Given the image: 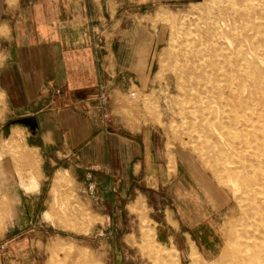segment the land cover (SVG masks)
<instances>
[{"label": "rangeland", "instance_id": "rangeland-1", "mask_svg": "<svg viewBox=\"0 0 264 264\" xmlns=\"http://www.w3.org/2000/svg\"><path fill=\"white\" fill-rule=\"evenodd\" d=\"M218 1L130 6L133 10L119 6L117 21L106 26L110 29L99 40L101 45L112 41L115 45L117 35L127 30L136 40L145 41V50H149L135 57L137 71L119 73L112 90L98 103L111 132L154 134L156 147H160L161 186L166 190L162 201L171 211L169 217H175L172 203L179 195L181 180L192 184V178L176 173L177 157L194 158L206 179L229 192L232 206L214 222L220 246L213 258H205L195 246L188 254L181 243L177 248L159 238L158 218L166 211L160 213L152 206L151 201H157L152 181L137 175L131 182L128 166L113 163L111 157L103 164H85L76 150L68 156L60 149L38 148L30 124L24 123L35 119L15 113L0 89V141L8 143L12 128L19 127L25 137L23 149L32 152L38 162H25L20 150L1 158L0 264H227L233 259L229 248L232 237L245 228L244 209L262 199L256 200L247 171L224 166L238 159L232 156L234 147L226 134L235 117L217 101L219 104L203 107L190 99L186 79L188 43L203 29L202 22L218 10ZM157 33L161 35L159 44ZM258 40L264 42V32ZM250 45L244 43L246 49ZM3 60L2 53L0 65ZM256 64L264 68V55ZM60 169L68 172L60 171L65 180L53 192L52 183Z\"/></svg>", "mask_w": 264, "mask_h": 264}, {"label": "crops", "instance_id": "crops-1", "mask_svg": "<svg viewBox=\"0 0 264 264\" xmlns=\"http://www.w3.org/2000/svg\"><path fill=\"white\" fill-rule=\"evenodd\" d=\"M183 1L194 0H0V89L15 113L35 119L24 123L30 124L38 148L60 149L68 156L76 150L85 164H103L111 157L113 163L128 166L131 182L137 175L152 181L157 197L152 206L166 211L158 218L159 238L177 248L181 243L188 254L195 246L205 258H213L220 246L214 222L231 208L229 192L206 179L194 158L177 157L176 173L192 178V184L181 180L171 219L162 201L166 190L154 134L111 132L98 103L119 73L137 71L135 57L148 50L145 41L127 30L117 35L115 45L99 43L103 31L110 29L106 26L117 21L119 6ZM155 40L161 43L159 33ZM60 171L67 170L56 173Z\"/></svg>", "mask_w": 264, "mask_h": 264}, {"label": "bare ground", "instance_id": "bare-ground-1", "mask_svg": "<svg viewBox=\"0 0 264 264\" xmlns=\"http://www.w3.org/2000/svg\"><path fill=\"white\" fill-rule=\"evenodd\" d=\"M218 4L215 14L202 22L203 29H198L195 40L188 43L186 79L190 99L202 106L220 103L235 117L226 134L234 147L232 156L238 159L224 166L226 170L236 166L247 171L256 200L262 199L244 209L245 228L232 237L229 249L233 259L227 264H264V68L256 64L264 55V42L258 40L264 32V0H219ZM245 42L251 43L250 48H245ZM251 87L254 89L247 91ZM20 132L14 127L8 143L0 141V162L5 154L14 156L20 150L25 162L38 164L36 156L23 149L25 137ZM64 180L62 172L56 175L53 192ZM191 256L194 260L195 254Z\"/></svg>", "mask_w": 264, "mask_h": 264}, {"label": "built area", "instance_id": "built-area-1", "mask_svg": "<svg viewBox=\"0 0 264 264\" xmlns=\"http://www.w3.org/2000/svg\"><path fill=\"white\" fill-rule=\"evenodd\" d=\"M57 92H60L59 90H57ZM103 97V96H102Z\"/></svg>", "mask_w": 264, "mask_h": 264}]
</instances>
